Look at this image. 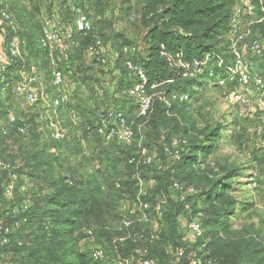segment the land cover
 <instances>
[{
	"label": "trees",
	"instance_id": "1",
	"mask_svg": "<svg viewBox=\"0 0 264 264\" xmlns=\"http://www.w3.org/2000/svg\"><path fill=\"white\" fill-rule=\"evenodd\" d=\"M251 1L264 19V0ZM134 2L139 8L138 22L145 32L143 45L124 35L107 32L118 15L129 18L133 14ZM45 3L47 11L51 12L55 7L68 19L70 14L76 15L73 8L80 9L92 23V30L86 35L74 32L78 45L71 49L70 61L80 60L94 45L95 33L109 43L108 49L115 55L108 68L98 63L96 56H91L99 73L93 79L80 80L79 77L77 80L95 93L92 105L83 99L78 106L61 102L55 107L66 129L64 139L60 141L45 136V131L39 130L41 123L36 117L29 119V126L20 119L10 124L6 120L8 112L2 111L16 82L33 66L38 67L35 73L39 76L44 72L40 78L46 92L49 94L53 89L47 85L53 76L50 71L53 72V66L48 63L50 53L41 45L43 29L39 16ZM236 4V0H0V11H7L15 22V28L10 29L6 37L10 44L12 38H17L21 50L20 58H12L9 49L3 51L8 65L0 69V120H6L0 125V158L12 168L11 173L0 171V219L6 218L5 226L0 230L9 228L11 241L0 247V262H4L2 257L5 255L13 254L14 260L7 262L108 264L109 256L104 248L107 263L94 260L93 251L81 250L80 242L88 230L92 231V236L109 242L115 239L114 233L119 236L112 245L115 260H129L147 251V258L159 264H172L168 249L183 250L178 245H185L183 236H186L188 246L183 250L181 264H192L194 257L201 259L203 264H264V240L235 231L233 219L250 207L232 197L240 170L224 165L216 173L206 167L207 159L224 144L222 135L228 126L218 124L197 134L175 113V103H187L199 88L207 87L211 82L221 88L216 79L228 78L230 66H219V63L229 52L228 40ZM126 47L131 50L124 54ZM126 60L141 65L146 72L147 93L154 95L147 117L139 115V105L129 95L138 79L128 72ZM58 69L65 77L71 71L77 75V70L83 73L89 70L64 61L58 62ZM104 74L108 76L102 81ZM259 76L264 81V72ZM90 81L94 82L91 84ZM237 83L236 77L227 86L231 89ZM97 85L104 91L103 95L97 94L94 89ZM109 86L114 88L113 95L109 93ZM154 86L156 89L152 90ZM184 94L189 100L181 102L178 98ZM76 107L80 109L78 126L69 117ZM101 109L124 112L134 132L131 146L108 143L99 133L100 115L94 120H89L88 116H95ZM19 127H25L26 133L21 134ZM237 128L239 125L235 121L230 130ZM5 130L7 134H4ZM167 130L170 131L165 134L166 139L158 144ZM171 132L181 134L173 136ZM78 134L87 140L96 142L98 139L96 150L85 154ZM184 137L188 139L186 145H183ZM174 140L180 141V160L164 151ZM155 144L159 147H154ZM145 147L157 152L158 159L161 155L172 161L174 172L190 185L185 186L177 177L169 182L171 193L174 191L172 184L178 182L185 188H194L195 194L185 202L173 197L174 193L171 197H160L168 190V183L158 186L154 194L144 190L147 182L157 185L161 180L160 174L153 169L158 159L150 164L145 162L142 152ZM89 169L95 172L89 173ZM12 175L16 176L15 180ZM11 183H14L12 199L5 196ZM141 189L145 192L142 199L152 207V223L134 221L126 229L122 206L133 202ZM159 203L163 204L162 217L154 211ZM186 204L190 205L191 213L186 211ZM16 209L20 210L19 214L14 213ZM182 215L189 221L199 218L203 236L196 243L188 229L181 228L179 218ZM129 218L135 219L131 215ZM116 223L121 228L115 226ZM14 224L18 226L16 232L12 229ZM158 224L163 231L153 242L151 226ZM140 260L139 255L135 263L139 264Z\"/></svg>",
	"mask_w": 264,
	"mask_h": 264
},
{
	"label": "rangeland",
	"instance_id": "2",
	"mask_svg": "<svg viewBox=\"0 0 264 264\" xmlns=\"http://www.w3.org/2000/svg\"><path fill=\"white\" fill-rule=\"evenodd\" d=\"M236 1V12L238 13L239 11L238 15L240 21L239 36L235 39L230 38V40H228L230 41L229 52L227 53L229 57L227 54H224L222 56L224 59H221L219 66L224 65L228 67L230 66V68L234 67L236 66L235 64L238 59L237 56H239V60H241L239 72L251 75L252 79L250 84L246 86L240 84L239 82L232 85V88L230 89L228 86L226 88L216 87L215 84L211 82L207 87L199 88L197 90V94L191 97L187 103H175V113L180 115L182 122L185 125L194 128V132L197 134L211 129L218 124L228 126V128H226L227 131L225 130L222 135V143L224 144L215 153V155L207 159L206 167L208 169H214V172L216 173H218L219 167L224 165L240 170V175L235 181L236 186L235 191L232 193V197L237 199V201H240L242 205L248 203L250 207H248V209L244 212L238 213V216L233 219L235 231L256 236L259 239L264 240V122L261 120V116L264 114V93L258 89L257 82L255 81V77L264 72V56L255 54L251 49L252 44L255 41H264V19L257 12L253 15L247 14L245 9L247 5H253L251 0ZM45 5L46 6H44L39 16L42 29L48 20L54 19L60 23L63 30H74L76 19L75 14H70L71 17L68 19L67 17H64L63 14L55 7L51 12L47 11V4L45 3ZM133 5V14L130 15L129 18L118 15L117 18L112 20L114 22L111 29L110 27H107V32L108 34L113 33L124 35L138 45H143V36L145 32L138 22V5L135 2ZM13 25H15L14 21H12V24L7 23L4 27L0 28V52H6L9 49L10 43L6 35L10 29L15 28ZM94 37V45L96 42L98 43V41H100L105 48H109V43L103 41L97 33H95ZM92 61L93 60L88 49L84 52L80 60L76 62L71 60L68 62L70 64L72 63V66L77 68L78 66H81L82 69H89L84 71V73L81 72V70H77V75H75V72L73 71L66 75L68 83H70L71 86L75 85L78 89V94H74V96H76L75 99H73L74 101L69 100L72 102V105L78 106L79 101L83 99L87 101L88 105H92V103H94L93 100H95V93L91 90L89 91L88 89H83L79 81L77 82L79 77L80 80H83L85 77L92 78L94 75L99 73V70H97L96 66L94 67L95 64H93ZM48 63L50 66L52 65V58L50 56L48 58ZM37 68L38 67L33 66L31 71H27V74H32L34 71L37 72ZM50 71L52 73V69ZM81 74L84 75L82 76ZM40 75V77L43 78L44 72H41ZM13 81H15V79ZM21 82L22 79L16 82L13 91L8 96L9 99L6 101V106L3 107L2 111L8 112L6 120L9 122V119L12 116H15L23 123L28 124L30 118L36 117L41 123L39 130L42 128L45 133H49V136L55 131L66 130L63 124L59 122L60 116L55 110L54 105L51 104L52 106L48 107V103H46L36 108L28 105L25 98L20 96L16 90L17 84ZM93 82L94 81H90L91 84ZM47 85L53 88L48 94L50 98L57 97V95H64V93L62 94L56 90L53 84L52 75L50 76L49 84ZM233 91L237 93L238 99L231 97L230 93ZM84 94L88 96H85ZM43 105H47V107L45 109H41ZM79 110L80 109L76 107V109L73 110V114L80 113L78 112ZM73 114L69 117H71V121L78 126L79 120L73 119ZM101 114L102 110H99L95 116H88L90 117L89 120H94L95 117ZM6 120H0V125H4ZM235 121L238 123L239 128H237V130H230ZM29 125L30 124H28V126ZM169 131L170 130L165 131L163 135L164 137H161L158 144H160L163 139H166L167 135L165 134H168ZM171 133L173 136L181 134L177 132ZM182 140L183 145H186L188 139L184 137ZM96 142H98V139H96ZM158 144H155L154 147L158 148ZM145 148L147 154L150 155V149L147 147ZM178 150L180 151V149ZM73 163L75 164L77 162ZM153 169L160 174L159 177H161V180L158 181L157 185H150L147 182L146 185H144V190L154 194V191H156L158 186L162 187L168 183V190L163 191V195L160 197H171L173 193V197H179L177 192L172 191L171 193L169 191V182L171 180H177L178 178L180 180L182 179L177 176L176 172H174L175 164L160 155L159 159L153 164ZM93 171V169L88 170L89 173H92ZM80 172L84 173L83 170ZM182 183L185 186H190L187 182L183 181ZM5 220L6 218L3 220L0 219V228L5 226ZM114 225L121 228L120 224L116 223ZM160 226V224L151 226L152 230L150 233L154 234L155 239L153 242H156V238L159 237V235H161L160 233L163 231ZM17 228L18 226L15 224L12 225V229L15 232L17 231ZM187 231L186 234L188 233ZM84 233H86V236L80 242V248L82 251L91 253L96 248H104L109 256L108 264L116 261L112 245L115 244L116 237H119L117 234H113V237L115 238H113V243V241L109 242L105 239L98 238L95 235H90V233L92 234V231L88 232L87 230ZM183 239H185V241H183L185 245H178V248L184 250L186 246H188V240L186 236H183ZM176 251L177 250H175L174 253ZM138 257L139 254L133 256L131 259L136 262ZM14 258L13 254H7L5 257H2V260L7 262L14 260ZM172 259V264H181L182 262V258L177 260V258L172 256Z\"/></svg>",
	"mask_w": 264,
	"mask_h": 264
},
{
	"label": "built area",
	"instance_id": "3",
	"mask_svg": "<svg viewBox=\"0 0 264 264\" xmlns=\"http://www.w3.org/2000/svg\"><path fill=\"white\" fill-rule=\"evenodd\" d=\"M246 12L249 15L255 14V6L250 4L246 7ZM73 11L76 13V19H75V28L74 30H63L60 23L55 21L54 19H50L46 22V25L43 27V34L41 38V45L48 49L50 53V57L52 58V65H53V84L57 91L60 93H67L71 89L70 83L66 80L65 74L62 70L58 69V62L64 61L69 62L70 61V51L74 47H76L77 41L75 40L74 32L81 33L86 35L88 32L92 30V23L90 19L80 10V9H74ZM239 11L236 12V8L234 11V16L232 19V31H231V38L235 39L239 36L240 31V21H239ZM12 24L11 15L7 11H0V28L4 27L6 24ZM14 29V28H13ZM252 51L257 55L264 54V41H255L252 44ZM130 48L126 47L124 48V54H127L130 52ZM9 54L12 58H20L21 57V50L20 45L17 38H13L11 41V44L9 46ZM89 54L91 56H96V59L98 63H100L103 67L108 68L112 62V60L115 58V55L110 53V50L105 48L100 41L98 43L96 42L95 45H92L89 48ZM238 59L236 61V66L229 68V76L228 78H222L218 77L216 79V83L221 88H226L228 85V82L233 81L236 77L238 78V81L242 85H249L251 82V75H246L244 73L239 72V65H241V60L239 56H237ZM8 65V62L5 59L4 53L0 52V69H4ZM125 67L127 68L128 72L131 75H134L138 79V83L129 91V95L131 97H134L139 105V115L142 117H147L151 105H152V99L154 95H149L147 93V78H146V72L144 68L134 63L131 60H126ZM255 81L257 82V87L260 90H264V81L263 79L258 75L255 77ZM9 86V84H7ZM152 90H155L156 87H151ZM16 90L20 96H23L28 103L30 107L36 108L41 106L42 104H52L55 107L59 106L61 104V99L55 98L51 99L46 92L45 88L42 87L41 84V78L38 74L32 72V74H23L22 76V82L17 84ZM98 93L100 95L104 94V91L102 89H98ZM231 97L238 99L237 93L235 91L230 93ZM181 102H186L189 100L188 95H181L178 98ZM73 119H78L77 114H73ZM100 121L101 126L99 128V133L102 134L105 138V140L109 142H118L125 146H131L134 141V132L124 114V112L115 110V109H109L102 112L100 115ZM262 121L264 122V114L261 117ZM17 117L12 116L9 119L10 124H15L17 122ZM18 131L21 134L26 133L25 127H19ZM4 134H7V131H4ZM55 140L60 141L64 139V133L62 131H56L53 133L52 136ZM180 146L179 140H174L171 144V146H165V153L172 157L175 160L181 159V154L178 150ZM143 156L145 159V162L147 164L152 163L156 159H158V153L157 152H151L150 155L147 154L146 149H143ZM0 171L2 172H12V168L9 164L5 163L0 158ZM12 179L15 180L16 176L12 175ZM172 188L175 192L179 194V199L181 201H186V199L192 195L195 194V189L192 187L185 188L178 182H174L172 184ZM13 189H14V183H11L8 185V187L5 190V196L12 199L13 198ZM142 195H145V192L143 189L140 190L139 195L137 198L130 202L129 204H124L122 206V211L125 215V218L123 220V226L126 229H129L134 221H137L141 224H150L152 223V218L150 215V210L152 209L151 204L146 202L144 199H142ZM155 213L162 217L163 215V204L159 203L154 208ZM186 211L188 213H191V208L189 204H186ZM15 214H19L20 210L16 209L14 211ZM133 216L135 219L132 220L129 218V216ZM128 216V217H127ZM188 231L192 235L193 242L196 243V241L203 236V229L202 225L200 223L199 218L190 220L187 225ZM0 230V247H5L10 244V229L6 228L3 230ZM90 235H92L90 233ZM156 238V237H155ZM154 239V236L152 237V240ZM147 251H144L142 253H139L141 260L139 264H159L155 260H151L147 258ZM168 254L174 257L180 259L184 257V251L183 250H177L174 253V250L172 251V248L168 249ZM92 257L94 260L107 263V255L103 248H96L92 252ZM173 260V259H172ZM176 260V259H175ZM0 264H15L14 262H0ZM113 264H132L131 260H116ZM192 264H203V261L199 258L194 257L192 260Z\"/></svg>",
	"mask_w": 264,
	"mask_h": 264
},
{
	"label": "crops",
	"instance_id": "4",
	"mask_svg": "<svg viewBox=\"0 0 264 264\" xmlns=\"http://www.w3.org/2000/svg\"><path fill=\"white\" fill-rule=\"evenodd\" d=\"M110 69H112V67L110 68ZM109 69V70H110ZM114 74H117L115 71H114ZM106 75V76H105ZM108 76V74H104V75H101V77H102V81L103 80H105L106 79V77ZM75 86V85H74ZM71 86V89H70V91H68L67 93H64V95H60V96H58L57 95V97H59V99H61V102H70V101H72L74 98H73V96H74V94H75V91L77 92L78 91V89H77V87L75 86ZM81 87L83 88V89H88L85 85H81ZM80 87V88H81ZM94 89L96 90V92H97V94H99L98 93V85L97 86H94ZM89 90V89H88ZM90 91V90H89ZM109 93H113L114 92V88L113 87H111V86H109ZM89 94H90V92H89ZM97 94H96V96H97ZM85 96H88V95H86V94H84ZM113 95V94H112ZM57 97H55V98H57ZM54 98V99H55ZM52 99V98H51ZM53 100V99H52ZM70 100V101H69ZM74 101V100H73ZM93 102H94V100H93ZM52 105L51 104H48V107H51ZM47 107V105H43L42 107H41V109H45ZM102 110V112H103V110L105 111L106 109H101ZM128 110V109H127ZM74 112L72 111V114H73ZM75 114H77L78 115V113H75ZM60 120V119H59ZM60 122V121H59ZM61 123V122H60ZM65 131L66 130H62V132L63 133H65ZM56 132V131H55ZM45 136H48L49 137V133L47 134V133H45ZM50 136H53V134H51ZM78 136H79V139H80V142H81V147L83 148V151H84V153L85 154H90L91 152H93L94 150H96V148H97V144H96V142L94 141V139H89V140H87V139H85V138H83L82 137V135L81 134H78ZM52 152H55V149H53L52 150ZM188 222H189V219H187V217H185V216H181L180 218H179V224H180V226H181V228L183 229V230H185L186 229V227H187V225H188ZM129 260H131V262H132V264H137V263H135V261H133L132 259H129Z\"/></svg>",
	"mask_w": 264,
	"mask_h": 264
}]
</instances>
